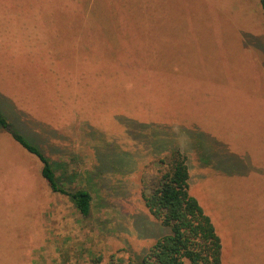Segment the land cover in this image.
<instances>
[{"label":"rangeland","instance_id":"1","mask_svg":"<svg viewBox=\"0 0 264 264\" xmlns=\"http://www.w3.org/2000/svg\"><path fill=\"white\" fill-rule=\"evenodd\" d=\"M0 107L93 197L82 216L0 126V264L142 259L170 234L142 195L176 152L221 264H264L260 0H0Z\"/></svg>","mask_w":264,"mask_h":264},{"label":"trees","instance_id":"2","mask_svg":"<svg viewBox=\"0 0 264 264\" xmlns=\"http://www.w3.org/2000/svg\"><path fill=\"white\" fill-rule=\"evenodd\" d=\"M260 1L264 11V0ZM112 25L126 27L119 22L112 23ZM98 30L99 33L113 35L111 24H103L102 30L104 31ZM130 35L128 34L126 38L122 30H116L114 37L129 39ZM131 37H134V34ZM168 85L165 87L168 88ZM0 126L7 129L22 148L40 161L41 175L51 191L67 196L82 216H90L93 203L91 193L85 189L72 191L63 187L62 179L57 176L50 158L24 134L16 132L11 127L1 107ZM167 166L166 171L158 177L151 192L143 193L142 196L150 214L164 227L169 228L170 234L157 240L142 259L136 260L133 257L128 261L113 259L110 264H185V261H189L190 264L222 263L221 239L211 219L190 193V173L186 158L176 152ZM100 262L101 258L96 259L97 264Z\"/></svg>","mask_w":264,"mask_h":264}]
</instances>
